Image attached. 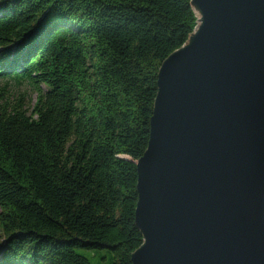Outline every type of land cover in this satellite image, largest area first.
<instances>
[{
  "label": "trees",
  "instance_id": "1",
  "mask_svg": "<svg viewBox=\"0 0 264 264\" xmlns=\"http://www.w3.org/2000/svg\"><path fill=\"white\" fill-rule=\"evenodd\" d=\"M196 24L190 0H0V264H132L136 161L161 61Z\"/></svg>",
  "mask_w": 264,
  "mask_h": 264
},
{
  "label": "water",
  "instance_id": "2",
  "mask_svg": "<svg viewBox=\"0 0 264 264\" xmlns=\"http://www.w3.org/2000/svg\"><path fill=\"white\" fill-rule=\"evenodd\" d=\"M136 161L132 264H264V0H190Z\"/></svg>",
  "mask_w": 264,
  "mask_h": 264
},
{
  "label": "rangeland",
  "instance_id": "3",
  "mask_svg": "<svg viewBox=\"0 0 264 264\" xmlns=\"http://www.w3.org/2000/svg\"><path fill=\"white\" fill-rule=\"evenodd\" d=\"M11 94V96H19L24 100V105L31 109L35 97L36 91L25 80L16 82L14 79H0V85H4ZM75 250L84 256H86L91 264H110L113 259V252L107 247L102 248H86L75 246Z\"/></svg>",
  "mask_w": 264,
  "mask_h": 264
}]
</instances>
